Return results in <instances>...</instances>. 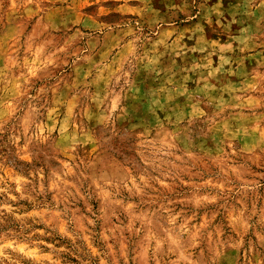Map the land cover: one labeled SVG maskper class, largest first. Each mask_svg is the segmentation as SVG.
Here are the masks:
<instances>
[{"label": "rangeland", "instance_id": "rangeland-1", "mask_svg": "<svg viewBox=\"0 0 264 264\" xmlns=\"http://www.w3.org/2000/svg\"><path fill=\"white\" fill-rule=\"evenodd\" d=\"M0 264H264V0H0Z\"/></svg>", "mask_w": 264, "mask_h": 264}]
</instances>
